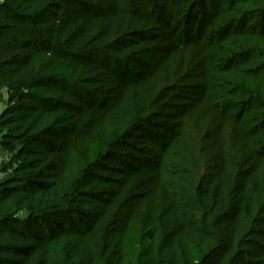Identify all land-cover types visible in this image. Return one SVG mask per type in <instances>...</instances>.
Returning a JSON list of instances; mask_svg holds the SVG:
<instances>
[{
    "label": "rangeland",
    "instance_id": "rangeland-1",
    "mask_svg": "<svg viewBox=\"0 0 264 264\" xmlns=\"http://www.w3.org/2000/svg\"><path fill=\"white\" fill-rule=\"evenodd\" d=\"M263 6L264 0H95L87 9L69 7L65 13L46 16L44 21L55 18L72 32L97 14L118 12L135 22L105 48L80 51L90 56L84 59L90 66L87 76L95 94L103 97V108L66 136L68 148L58 166L68 164L69 177L80 179L87 161L77 142L90 135L102 138L104 150L115 155L114 160L93 166L92 179H84L80 190H70L62 203L71 213L87 211L74 226L89 237V252L81 254L83 264H119L128 224L138 232L156 227V264H190L185 240L190 233L205 241L200 245L194 240L206 256L201 264H264V195L251 193L249 214L235 198L238 181L251 168L252 159L260 160L264 186V28H258ZM31 31L40 37L49 33L67 52L72 50V38L56 39L57 26ZM187 34L193 38L184 37ZM34 53L17 51L29 60ZM15 71L28 76L24 66ZM150 76L157 79L143 93L147 118L142 130L130 124L125 145L113 137L110 122L100 133L99 123L105 112L116 108L125 87ZM2 91L0 113L14 105ZM222 168L230 178L225 202L205 207L198 187ZM140 173L144 177L132 179ZM171 208L182 211L185 229L175 238L165 234L161 217ZM168 245L171 251L165 254ZM42 264L60 262L49 257Z\"/></svg>",
    "mask_w": 264,
    "mask_h": 264
},
{
    "label": "trees",
    "instance_id": "trees-1",
    "mask_svg": "<svg viewBox=\"0 0 264 264\" xmlns=\"http://www.w3.org/2000/svg\"><path fill=\"white\" fill-rule=\"evenodd\" d=\"M89 1L95 0H30L26 4L22 0H2L0 3V98L5 90L10 103H14L0 113V128L8 129L0 131L1 146L11 157L6 165L11 174L0 180V264H42L49 257H56L60 264H83L81 254L89 252V237L74 228L78 218L87 217V211L71 213L62 203L70 190L78 191L84 179H92L93 166L114 160L115 155L104 150L102 138L90 135L81 139L77 144L87 166L82 177L74 180L69 177L70 166L59 168L58 159L67 151L66 136L80 129L88 116L103 108V97L95 94L87 76L90 66L84 59L88 55L80 51L101 50L114 37L128 33L135 24L132 17L118 12L97 14L77 24L74 32L55 18L44 21L48 14L65 13L69 7L87 9ZM261 9L264 13V6ZM259 22L258 28L263 29L264 15ZM52 26H57L56 39L64 35L74 40L70 52L53 41L49 33L46 37L39 36L37 31ZM31 49L35 50L31 60L17 55L19 50ZM48 53H51V64L47 71L44 66ZM19 66L25 67L26 78L16 73ZM156 77L126 86L116 108L105 112L104 122L98 127L100 133L105 122H110L115 128L113 137L125 145L130 124L136 131L142 130L147 118L143 93L149 92ZM71 103L83 112L74 111ZM23 110L29 114L22 115ZM260 170V160L252 159L251 168L238 181L235 198L247 214L252 207L251 193L264 195ZM141 177L144 173L135 174L132 179ZM229 181L227 170L222 168L205 185H199L198 197L205 207H211L212 202H225L224 191ZM181 215L178 208L168 209L161 215L165 234L175 238L184 232ZM176 226L178 229H173ZM156 231L154 225L138 232L128 224L123 232L119 264H156ZM185 240L190 250V264L203 263L206 256L194 242L198 240L200 245H205L203 237L190 233ZM166 247L164 253L168 254L171 250L169 245Z\"/></svg>",
    "mask_w": 264,
    "mask_h": 264
},
{
    "label": "built area",
    "instance_id": "built-area-1",
    "mask_svg": "<svg viewBox=\"0 0 264 264\" xmlns=\"http://www.w3.org/2000/svg\"><path fill=\"white\" fill-rule=\"evenodd\" d=\"M11 162V157L4 153L2 156H0V180L7 178L11 171L9 169H6V165H8Z\"/></svg>",
    "mask_w": 264,
    "mask_h": 264
}]
</instances>
